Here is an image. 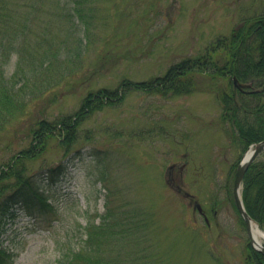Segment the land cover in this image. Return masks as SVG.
I'll list each match as a JSON object with an SVG mask.
<instances>
[{
    "label": "rangeland",
    "instance_id": "374dc122",
    "mask_svg": "<svg viewBox=\"0 0 264 264\" xmlns=\"http://www.w3.org/2000/svg\"><path fill=\"white\" fill-rule=\"evenodd\" d=\"M16 1L26 12L27 2L36 0ZM91 1L98 17L88 28L85 53L45 96L29 102L27 111L34 110L33 115L13 119L0 133V168L29 146V125L36 119L73 115L89 92L114 89L124 78L162 76L171 65L198 56L218 36L229 35L243 19L264 9V0ZM53 9L47 6L44 11ZM52 31L57 45L66 39L64 31ZM47 33V28H34L27 41L35 45L37 35ZM79 35H73V48ZM16 61L13 56L7 76ZM195 78L196 91L189 94L133 91L122 103L82 120L70 150L53 139L45 154L27 162V175L46 191L57 213L50 225L22 213L7 223L9 264H57L66 236L76 247L81 225L100 221L107 189L112 192L109 205L118 214L137 212L147 219L142 232L114 244L120 264H244L249 239L229 197L244 152L231 142L221 122L214 85L199 74ZM257 160L264 161V151ZM59 161L62 169L50 183L48 170ZM196 202L209 224L196 211Z\"/></svg>",
    "mask_w": 264,
    "mask_h": 264
},
{
    "label": "trees",
    "instance_id": "16d2710c",
    "mask_svg": "<svg viewBox=\"0 0 264 264\" xmlns=\"http://www.w3.org/2000/svg\"><path fill=\"white\" fill-rule=\"evenodd\" d=\"M90 3L91 0H36L34 4L27 2L28 10L23 12L16 0H0V133L13 119L24 114L33 115L34 110L27 111L29 102L37 95L45 96L82 58L90 37L88 28L94 26L98 17L97 8L90 7ZM47 6L54 9L47 13L44 11ZM34 28H47L48 33L37 35L40 40L31 45L27 37ZM54 28L64 31L66 37L58 45ZM75 33L80 35L73 48ZM13 56L17 57L16 68L11 76H7L6 67ZM196 74L214 85L212 91L221 107L220 119L233 144L245 152L250 145L264 140L263 9V12L243 19L229 35L218 36L198 56L171 65L162 76L146 81L124 78L114 89L100 88L89 92L73 115H64L55 121L43 117L31 123L29 146L18 151L0 168V264L12 262V254L4 245L7 223L22 213L39 224L50 225L51 218L57 213L46 191L37 187L27 175V162L45 154L53 139H57L58 146L64 151L70 150L78 139L77 127L82 120L105 106L122 103L133 91L163 96L196 91ZM234 79L250 87L235 89ZM28 90L35 94L28 95ZM53 95L57 97V93ZM44 107L40 111H44ZM61 167L59 161L49 168L50 183H54ZM111 194L107 189L106 210L100 221L88 220L81 225L78 246L72 247V239L66 236L68 240L61 245L57 264L121 263L114 244L121 238L130 241V236L142 232L147 219L137 212L118 214L109 205ZM229 197L241 219L232 193ZM242 198L248 214L264 230V161L256 160L247 169ZM216 210L214 204L213 211ZM244 264H264L263 254L249 243L245 247Z\"/></svg>",
    "mask_w": 264,
    "mask_h": 264
},
{
    "label": "water",
    "instance_id": "95a60500",
    "mask_svg": "<svg viewBox=\"0 0 264 264\" xmlns=\"http://www.w3.org/2000/svg\"><path fill=\"white\" fill-rule=\"evenodd\" d=\"M236 85L237 81L235 80ZM243 87L244 85H240ZM264 151V140L260 141L256 144H254L252 147L248 149V151L243 155L241 161L238 164V167L236 169V174H235V179H234V185H233V197L235 201V205L237 207V210L239 211L242 219L245 222L246 225V230L248 233V237L250 239V244L253 248L258 250L264 255V246L261 245L260 243L255 244L252 234H251V225L254 222L253 219L250 217V215L247 213L242 196H241V190H242V181L244 178V175L250 166L252 162L255 161V159L260 155V153ZM196 207L198 208L199 212H203L202 208L199 204H196Z\"/></svg>",
    "mask_w": 264,
    "mask_h": 264
},
{
    "label": "bare ground",
    "instance_id": "6f19581e",
    "mask_svg": "<svg viewBox=\"0 0 264 264\" xmlns=\"http://www.w3.org/2000/svg\"><path fill=\"white\" fill-rule=\"evenodd\" d=\"M251 234L254 240V243H260L263 244L264 243V233L261 231V229L258 227L257 224H255L254 222L251 225Z\"/></svg>",
    "mask_w": 264,
    "mask_h": 264
}]
</instances>
